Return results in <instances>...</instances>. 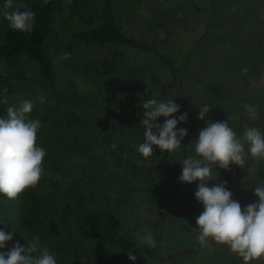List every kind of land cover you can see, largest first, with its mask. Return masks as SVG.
<instances>
[{
    "label": "trees",
    "instance_id": "16d2710c",
    "mask_svg": "<svg viewBox=\"0 0 264 264\" xmlns=\"http://www.w3.org/2000/svg\"><path fill=\"white\" fill-rule=\"evenodd\" d=\"M188 1L193 13L206 24L189 50L173 58L150 43L127 36L114 0H101L100 9L85 17L91 26L74 34L84 45L113 47L111 56L85 61L83 69L96 79L95 92L86 96L60 88L47 46L64 0H50L48 4L43 0H13L35 12L36 24L31 34H26L11 29L6 19L0 20V66L5 68V72L0 71V100H8L7 105L0 103V117H6L9 106L19 108V99L32 101L28 118L41 121L37 145L45 149L46 156L35 188L25 190L15 200L0 194V228L13 232V240L0 251L17 242L27 248L33 237L39 236L40 247H47L57 264H128L129 250L139 257L138 264H171L172 252H161L164 240H168L171 247L181 246V241L186 245L177 250L176 264H244L226 245L211 240L206 247L199 244L193 231L196 218L204 210L194 195L199 181L189 184L178 178L181 161L195 154L193 144L198 138L193 131L206 125L197 120L203 105L215 106L211 122H229L230 108L239 107L234 114L238 123L232 127L238 136L243 135L245 124L264 132V86L251 81L256 75L264 77V5L252 0ZM76 2L72 0L73 9L79 7ZM226 7L234 10L240 35L220 43L216 39L219 47L212 48L211 35L229 11ZM179 14L177 11L176 16ZM172 20L181 33L186 19ZM246 29H250L247 35ZM123 46H129L128 50L123 51ZM134 48L151 53L155 64L142 59L134 65L127 56L136 51ZM199 49L203 74L196 84L202 87L185 89ZM29 67H35L32 77L26 75ZM107 76L111 83L105 82ZM163 92H169L168 96H162ZM197 92L202 96L195 100ZM35 96H42L44 102L34 103ZM151 98L173 99L179 104L180 111L173 117L187 113V122L178 123L177 128H186L188 135L176 153L153 146V155L144 158L131 143V138L144 142L145 129L140 121L146 110L142 102ZM189 102L193 106L187 112L185 104ZM245 104L259 107L258 122L248 119ZM165 119L159 117L157 123L163 124ZM263 164L257 165L249 156L244 168L225 170L217 166V179L208 181V186L227 181L225 187L243 209L259 199L254 192L264 184ZM135 193L145 196L147 210L155 211L153 219H144L156 241L155 248L144 242L137 244L129 230L122 231V208L130 202L137 205L132 198ZM251 264H264V259Z\"/></svg>",
    "mask_w": 264,
    "mask_h": 264
},
{
    "label": "clouds",
    "instance_id": "9594fccd",
    "mask_svg": "<svg viewBox=\"0 0 264 264\" xmlns=\"http://www.w3.org/2000/svg\"><path fill=\"white\" fill-rule=\"evenodd\" d=\"M48 4L50 0H43ZM13 0L4 4V18L11 29L26 34L33 31L35 12L27 10L26 5H16ZM24 8L21 11L19 9ZM64 53L61 59L70 58ZM7 91V89H5ZM41 103L42 96L38 97ZM0 103L7 105L6 97ZM33 102L26 100L19 109L7 107L6 117H0V194L9 200H15L29 188H35L43 175V161L46 151L37 145V133L41 128L39 119H29ZM144 111L140 124L143 126L144 142L137 151L144 158L153 155V146L163 152L176 153L181 149L182 141L188 135L186 128H177L178 123L187 122V113L177 117L180 105L173 99L158 101L155 98L142 102ZM212 105L205 104L198 111V119L205 120ZM249 120L259 118L260 109L252 104L243 105ZM159 117H165L163 124L157 123ZM171 117V118H170ZM242 136H238L227 121H206V127L200 130L198 139L193 144L194 155L186 156L182 161V174L179 181L191 184L199 181L194 195L203 205V211L196 218V239L202 247L209 240L226 245L237 254L244 264L264 259V184L255 187L257 202L245 207L232 198V192L221 184L208 186V181L215 180L216 167L230 170V164L244 168L250 156L257 165L264 161V132L257 127L243 125ZM13 240V232L0 228V249H5ZM144 243L155 248L156 241L150 232L143 238ZM38 253V255H31ZM133 262L137 257L128 252ZM0 264H57V259L47 247H40L39 236L27 248L18 242L7 251H0Z\"/></svg>",
    "mask_w": 264,
    "mask_h": 264
},
{
    "label": "rangeland",
    "instance_id": "374dc122",
    "mask_svg": "<svg viewBox=\"0 0 264 264\" xmlns=\"http://www.w3.org/2000/svg\"><path fill=\"white\" fill-rule=\"evenodd\" d=\"M252 1L260 4V6L264 5V0ZM5 2L0 0V20L5 19ZM100 2L101 0H77L75 5L79 4V7L73 9L74 5H72V0H64V8L55 16V20L52 24V33H50L49 39L47 40L49 52L56 66V81L60 88L67 90L69 89V91L76 90L77 92L85 94L86 96H89L95 92L96 83L94 81L96 79H94V75H90L89 72L83 69L85 61L87 64V62L91 59L99 60L103 57L111 56L113 47H90L86 44L84 45L83 41L76 38L74 34L88 26H91V22L85 17L87 14H95V11L100 9ZM197 2L201 4L204 3V0H197ZM234 3L236 4V1ZM114 6L116 13L120 14L121 16L122 30L127 36L142 40L146 43H150L162 51L165 55L173 58H179L189 50V47H191L201 35L200 33L204 30L206 24L204 19H200L193 13L188 0H114ZM226 8L229 11H227V13L222 16L221 23L211 35L210 45L212 48L216 47L218 49L219 47L215 45L216 39L217 42L219 41L220 43V40L222 39L230 38L234 40L236 39L235 36L238 37V35H240V30H236V27L239 25L233 17L234 10L230 8L228 9V7ZM15 10H17L16 3H13V8L8 9V11ZM177 11L180 12L178 16H176ZM177 17L185 18L187 21V24H185L181 29V33L180 29L178 28L179 26L173 25L174 22L172 19L177 20ZM162 21L169 22L170 24L168 26H164L161 23ZM249 31L250 29H246L245 34L247 35L248 33L246 32ZM123 47H125L123 51H126L128 50L127 47L129 46ZM134 49L137 52L130 51L127 54L129 60L134 65L139 64L142 59L145 63L148 61L152 64H155V57L150 56L151 53L145 52V50L139 48ZM200 49L198 57L195 58V64L192 66L194 68L192 74H190V80L184 84L185 89L189 87H191V89H193V87L200 89L202 87L196 84L198 76L203 74V62L200 60V54L202 51ZM64 53H70V58L61 59V56ZM146 53L149 54L148 57L146 56ZM0 71L5 72V68L0 66ZM34 72L35 67H29L27 68L26 75H28V77H32ZM103 78H101V82L103 81ZM108 78H110V76H107L105 82L111 83L108 81L110 80ZM146 81L149 82L148 78H146ZM251 81L264 86L263 76L256 75L251 78ZM255 86V84H252L251 87ZM92 87L95 88L93 89ZM198 92L196 95H194L195 100H198V98L202 96ZM168 94L169 92H163L162 96H168ZM99 98L97 97V99ZM33 101L36 104L41 103L38 99V96L33 97ZM22 104V100L19 99V107H21ZM187 104H185V108L188 112L190 111L193 104L190 102ZM214 108V105L212 108H210V111L206 114L205 120H200L197 117L199 123L203 122L206 124V121H211L212 114L213 112L215 113ZM238 108L239 107L234 106L230 108L231 112L228 116V120L231 127L236 126L238 123L237 120L234 119V114L236 115ZM204 127H206V125H204ZM204 127H197L195 131H193L195 138H198L200 130ZM132 142L135 150L137 151L136 148L139 146L140 142H138L136 138H131V143ZM179 161L180 159H178L177 163ZM237 166L238 165L236 164H230V169L234 170ZM132 198L133 200L135 199L137 205L134 206L133 203L130 202V204L122 208V215L120 214V220L122 221L123 227L122 231L126 232L129 230L133 235L134 241L137 244H141L144 242L143 238L147 232L151 233L150 226H148L144 219H153L155 216V211L147 210L148 204L145 196L135 193L132 195ZM134 225H136L135 228L133 227ZM186 239L191 241V239ZM181 242L183 244L178 247H171L172 244L170 246L168 240H164L163 242L161 252L164 254H166L168 250L172 252L173 255H170V259L172 260L171 264H176V260L178 258L177 250L181 249L182 247H186L185 243L183 241ZM133 255L137 257L135 253ZM199 257H202V255ZM139 260V257H137L135 262L129 259L128 264H138Z\"/></svg>",
    "mask_w": 264,
    "mask_h": 264
}]
</instances>
